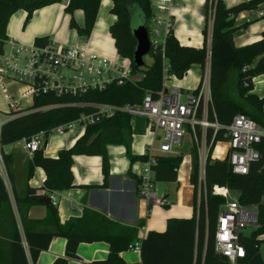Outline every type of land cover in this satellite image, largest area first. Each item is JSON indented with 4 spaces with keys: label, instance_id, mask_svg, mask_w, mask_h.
Here are the masks:
<instances>
[{
    "label": "trees",
    "instance_id": "1",
    "mask_svg": "<svg viewBox=\"0 0 264 264\" xmlns=\"http://www.w3.org/2000/svg\"><path fill=\"white\" fill-rule=\"evenodd\" d=\"M65 1V11L71 15L70 25L80 36L88 38L95 25L101 0H0V51L8 39L7 24L10 17L19 9H25L29 21L33 12L57 2ZM110 12L116 16L110 26L117 53L131 60L132 74L141 73L135 80L122 83L112 82L103 90H89L81 94H38L34 97L31 109L52 105L42 110L25 112L6 121L0 128V144L9 145L23 138H29L37 131L45 130L47 134L59 125L77 119L81 114L95 111L93 103H109L117 105L141 103L146 92L152 91L157 96L164 87V60L168 61V75L178 78L185 76L187 70L197 64L205 70L210 68L211 102L208 105V118L227 125L233 121L234 115L244 113L255 120L264 129V96L252 92L254 76L264 73V38L249 44L238 46L234 41V32L246 25H238L237 16L244 11L259 7L264 0H246L233 6H226L223 0H207L206 23L203 28L204 43L201 47L182 45L173 29L166 36L164 48L151 47L150 64L136 67L132 61L136 47L133 35V20L139 17L149 28L154 16L151 0H112ZM76 9L84 12V24L76 22L73 13ZM212 18L211 27L209 19ZM212 38L210 45L208 37ZM49 37H37L34 44L42 46ZM164 55V57H163ZM203 80V78H202ZM198 88L193 92H198ZM198 106V116H202L203 103ZM132 116L126 111H116L112 116L101 117L89 123L76 142L69 148L59 150L56 157L47 156L43 148L36 150L28 159L25 176L18 177L16 155L14 152L3 151L6 167L8 188L0 173V226L12 224L8 254L4 253L3 241L0 238V264H35L41 251L50 246L55 236L73 238L78 241H107L110 253L104 264H122L123 250L130 248L136 241L140 243L142 264H230L228 259L216 251L215 236L217 219L222 205L227 198L213 192L214 186L226 187L237 191V200L245 206L257 209V222L250 235L243 232L239 242L245 247L246 255L241 264H264L261 245L264 242V136L254 144L259 158L250 164L248 173L233 172L228 157L217 158L212 151L217 141L226 140L223 130L214 135L213 128L206 133L208 146L205 167V181L201 187L199 200V154L198 145L193 140L191 147L192 171L190 181L194 186L193 215L189 218L172 217L167 220L166 230H151L142 239L138 237L137 226L125 225L110 220L105 215L85 208L78 219H70L61 223L57 206L47 205V213L41 220L29 218L28 211L32 205L43 203L41 198L48 197L38 193V187L29 185L37 166L46 172L42 189L46 192L64 190L74 186L72 172L73 156L77 154L100 155L103 158L105 183L108 177L109 159L107 147L110 144L124 145L131 161H146L147 155L135 156L131 153ZM198 137L201 136L197 126ZM182 155H158L157 164L151 168L156 181H176L178 170L183 161ZM138 181L140 178L138 176ZM14 206L19 214L24 237L18 229ZM44 224L45 228H37ZM23 240L27 246L23 244Z\"/></svg>",
    "mask_w": 264,
    "mask_h": 264
},
{
    "label": "crops",
    "instance_id": "2",
    "mask_svg": "<svg viewBox=\"0 0 264 264\" xmlns=\"http://www.w3.org/2000/svg\"><path fill=\"white\" fill-rule=\"evenodd\" d=\"M223 1L226 6L230 7L246 0ZM156 2L157 0H151L154 12H158L155 6ZM206 2L207 0H172V5L163 12L165 15L171 14L174 21V34L182 45L194 47L203 45V28L207 14ZM65 4L66 2L63 1L41 6L33 12L26 23L27 11L25 9L17 10L8 21V37L30 46L34 44L37 37L47 36L54 43H67L103 54L114 59L116 63L119 59L125 60L127 63L130 62L129 58H123L117 53L114 38L110 33V26L116 19V16L110 12L113 6L112 0H101L95 25L88 38L80 36L76 29L71 27L72 17L65 11ZM73 16L78 24H84L85 16L82 9H76ZM236 22L238 25L248 22L234 32L236 45L243 46L264 38V2L256 9L241 12L237 16ZM211 39L209 35V45ZM187 71L182 78L172 75L170 85L186 91H193L200 85L204 72L210 74L209 64L204 72L197 64ZM252 83V92L260 97L264 96V73L254 76ZM130 123L133 131L131 153L135 156L147 154L149 144L154 142L157 145L158 142L152 132L148 130L146 119L141 116H133ZM83 133L85 131L82 129L75 130L74 133L67 131L61 133L63 136L56 140L53 139L55 142L47 141L43 153L56 157L59 150L71 147ZM22 146L23 139L6 146L0 144V150L17 151ZM107 153L109 169L106 185H104L105 174L102 156L88 154L73 156V187L46 192L41 188L46 179V172L37 165L28 183L38 187L40 194H46L48 197L54 194L61 223L64 224L72 218H80L84 209L89 208L121 224L137 226L139 222H143V225L138 227L140 239L144 238L151 230H166L169 218H189L193 215L194 186L190 181L193 169L191 154L183 158L181 165H184V170L178 171L176 181L155 180L157 193L166 195L171 203L167 206H153L138 192V175L145 161L140 159L131 161L127 155L126 147L120 144L108 145ZM229 191L233 190L229 189ZM28 212L29 218L41 220L47 213V204L43 202L32 205ZM45 227L47 226L44 224L37 225V228L40 229ZM11 232V227L8 224L0 226V238L3 241L5 254H8ZM110 248V244L104 240L84 242L55 236L52 238L50 246L41 251L35 264H104L108 259ZM120 254L124 260L122 264H142L140 249L129 248Z\"/></svg>",
    "mask_w": 264,
    "mask_h": 264
},
{
    "label": "built area",
    "instance_id": "3",
    "mask_svg": "<svg viewBox=\"0 0 264 264\" xmlns=\"http://www.w3.org/2000/svg\"><path fill=\"white\" fill-rule=\"evenodd\" d=\"M172 5V0H157L155 6L158 12H154L148 28L151 47L162 46L166 36L173 29L171 14L163 12ZM210 26L212 18L209 19ZM152 33L154 36H152ZM164 57V55H163ZM169 66L164 60V87L154 96L152 91H147L142 102L136 104H109L93 103L95 111L90 114H81L77 119L66 124L59 125L51 130L59 134L72 130L78 126L83 131L89 123L95 122L101 117L112 116L116 111H126L132 117L141 116L146 119L147 128L157 140V145L151 142L147 148L148 158L139 173V195L147 199L153 206L170 205V200L164 194H158L155 190V173L151 168L157 164L158 155H178L176 147L182 143L186 130L189 129L193 140L198 145L199 154V200L201 187L205 181V167L208 154L206 133L213 128L214 135L222 129L229 144L227 156L233 172L246 174L250 164L259 158V152L254 144L264 136V129L259 123L244 113H237L233 121L222 125L218 121L208 118V105L211 102L210 77L207 72L203 76L202 84L198 92L184 91L180 87L168 85L167 79ZM131 60L128 63H116L106 55L95 53L73 45L54 43L49 40L41 47L38 45H24L9 38L5 41L3 50L0 51V84L9 81L20 85L18 96H12L3 89L7 103L10 107L6 119L0 118V128L8 120L25 112L45 110L52 105L31 109L34 97L38 94H81L89 90H103L114 81L122 83L131 79ZM28 104L23 105L22 101ZM203 103L202 116H198V106ZM197 126H200L201 136L198 137ZM47 131L41 130L29 138H23V149L33 156L34 152L44 148L47 144ZM0 162H3L0 150ZM214 186L213 192L227 198L222 205L217 219L215 236V249L224 255L230 264H241L245 257V247L239 242L242 229L248 226L254 227L257 222V209L253 206L240 204L238 200L229 199L230 191L226 187L223 192ZM51 202L56 205L54 194L50 195ZM26 247L27 244L23 240ZM130 248L140 249L139 241L130 245Z\"/></svg>",
    "mask_w": 264,
    "mask_h": 264
},
{
    "label": "rangeland",
    "instance_id": "4",
    "mask_svg": "<svg viewBox=\"0 0 264 264\" xmlns=\"http://www.w3.org/2000/svg\"><path fill=\"white\" fill-rule=\"evenodd\" d=\"M141 22V19L139 17H136L135 20H133V25L134 26H137L139 23ZM209 27L210 26V22H209ZM152 36H154V34L152 33ZM57 44L61 45V46H64V45H70V44H67V43H61V42H56ZM119 59V58H118ZM152 57L150 54H147L145 56V62L146 64H150L152 62ZM122 60L119 59L118 60V63L121 64ZM165 63L168 64V61L165 60ZM122 65V64H121ZM205 71V70H204ZM205 72L203 74L204 78H205ZM141 77V73H138L137 74H132L131 76V79L135 80L137 78H140ZM172 82L171 79H167L166 80V83L168 85H170ZM3 89H6L8 93H10L11 95L13 96H18L19 93H20V85L16 84V83H12V82H9V81H4L0 84V118L1 119H6L8 113L10 112V107L8 105V103L6 102V97H5V93L3 91ZM186 91V90H184ZM22 104L23 105H26L28 104V101L27 100H24L22 101ZM81 127L78 126L74 129H72L71 131L68 130L67 132L70 133V132H75V130H81L80 129ZM61 136H63V134H59L57 132H52L51 134H49V136L47 137V141L48 142H53L54 140L53 139H58L60 138ZM55 142V141H54ZM192 144H193V137H192V134L190 132L189 129L186 130V133H185V136L183 137V140H182V143L180 145H178L176 147V150L179 151V155H182L183 157H188L191 153V147H192ZM228 147H229V144H228V141L226 140H221V141H217L214 149H213V153H212V156L213 157H217V158H223L227 151H228ZM3 151H5L4 149H1V153H2V157H3ZM6 152H14L15 155H16V167H17V174H18V177L22 180L25 176V173H26V168H27V162H28V159L30 158L29 154L23 149V147H19L16 150L14 151H6ZM198 154H200V151L198 149ZM4 162V160H3ZM184 170V165H180L179 167V172H182ZM0 173L1 175L4 177V180L8 186V188H10V184H9V180L7 178V173H6V167H5V164L2 162H0ZM230 196H229V199L232 200V199H235L237 198L238 196V193L235 192V191H230ZM14 211H15V217H16V222H17V226H18V229L20 230L21 232V235L24 237V233H23V229H22V223H21V220H20V217H19V214L17 212V209L16 207L14 206ZM7 223L8 225L11 227V231H13V227H12V224L10 223L9 219L7 218ZM254 227H251V226H248V227H245L242 229V232L245 234V235H250L251 232L253 231ZM261 253H262V256H263V259H264V242L262 243L261 245Z\"/></svg>",
    "mask_w": 264,
    "mask_h": 264
},
{
    "label": "water",
    "instance_id": "5",
    "mask_svg": "<svg viewBox=\"0 0 264 264\" xmlns=\"http://www.w3.org/2000/svg\"><path fill=\"white\" fill-rule=\"evenodd\" d=\"M133 35L136 38V47L133 53L132 61L136 67H141L146 64L145 56L149 54L151 49V41L149 36V31L146 24L141 20V22L132 28ZM227 154L225 155V157ZM41 202L51 204L50 197H43L40 200Z\"/></svg>",
    "mask_w": 264,
    "mask_h": 264
},
{
    "label": "bare ground",
    "instance_id": "6",
    "mask_svg": "<svg viewBox=\"0 0 264 264\" xmlns=\"http://www.w3.org/2000/svg\"><path fill=\"white\" fill-rule=\"evenodd\" d=\"M113 60H114V59H113ZM116 60H118V59H116ZM126 61H127V60H126ZM122 63H127V62H125V60H122L121 64H122ZM217 190H219V191H221V192L224 191V189H220V186L217 187Z\"/></svg>",
    "mask_w": 264,
    "mask_h": 264
}]
</instances>
